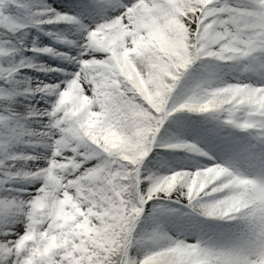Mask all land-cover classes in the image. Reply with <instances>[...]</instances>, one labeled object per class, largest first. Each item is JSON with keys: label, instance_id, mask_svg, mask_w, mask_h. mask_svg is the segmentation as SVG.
I'll list each match as a JSON object with an SVG mask.
<instances>
[{"label": "snow or ice", "instance_id": "obj_1", "mask_svg": "<svg viewBox=\"0 0 264 264\" xmlns=\"http://www.w3.org/2000/svg\"><path fill=\"white\" fill-rule=\"evenodd\" d=\"M0 264H264V0H0Z\"/></svg>", "mask_w": 264, "mask_h": 264}]
</instances>
